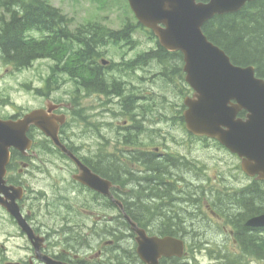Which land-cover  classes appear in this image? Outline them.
<instances>
[{
	"label": "flooded vegetation",
	"instance_id": "1",
	"mask_svg": "<svg viewBox=\"0 0 264 264\" xmlns=\"http://www.w3.org/2000/svg\"><path fill=\"white\" fill-rule=\"evenodd\" d=\"M126 46L120 56L108 52L93 56L95 60L92 57L89 66L97 74L93 96L96 148L87 152L83 145H77L80 134L72 128L84 126L79 120L80 102L73 94L83 96L91 88L68 80L58 85L68 89L67 96L52 101L43 95V104L33 109L44 110L57 119L58 135L68 152L107 186L100 188L104 190L101 192L79 181L84 178L81 166L68 153L53 148L51 139L32 126L28 132L32 147L11 150L5 175L9 190L0 194V221L7 220L15 228L13 234L0 230V264H147L138 253L140 230L150 238L174 239V255L159 258L157 264H264V247L251 243L254 239L264 240V228L251 224L264 213L247 214L248 209L242 212L244 206L236 203L241 194L253 186L261 187L262 182L247 177L236 165L238 158L216 141L189 133L181 119L179 96L176 103H171L173 94H161L160 90L155 93L150 73L156 66L150 64L147 53L136 51L128 43ZM36 63L22 69L14 61L6 62L0 53V67H4L0 81L6 74L14 80L15 75L32 69ZM128 68L121 96L113 89L102 91V85L97 83L100 74L113 79L118 69L126 75ZM156 72L153 76L161 77V69ZM30 88L36 94L40 90L36 82ZM179 89L175 86L177 92ZM24 115L18 112L5 116L0 112L2 120H18ZM164 122L169 126L175 123L184 133L166 134ZM160 124L161 151L149 148L144 138L154 137V127ZM168 140L173 144L185 142L188 152H175V147H168ZM200 150L218 166L231 164L219 156V152L227 153L237 161L229 165L236 175L223 178L213 187L216 181L209 178V172L217 167L210 169L192 157ZM151 163H157L159 169L154 170ZM55 168L60 170V185L47 183L34 188L39 176L48 178ZM149 187L160 189L161 196L157 197ZM13 201L19 218L6 208V203ZM152 204L154 210L149 214L147 208ZM57 208L63 211L62 217L58 218ZM55 216L57 220H53ZM167 217L171 222L166 221ZM51 219L55 224L49 223ZM159 220L161 225L156 226ZM7 238L17 241L18 253L14 257L5 245ZM206 258L209 260L204 261Z\"/></svg>",
	"mask_w": 264,
	"mask_h": 264
},
{
	"label": "water",
	"instance_id": "2",
	"mask_svg": "<svg viewBox=\"0 0 264 264\" xmlns=\"http://www.w3.org/2000/svg\"><path fill=\"white\" fill-rule=\"evenodd\" d=\"M138 21L151 29L159 43L168 51H180L185 57L187 83L196 91L195 99H187V128L198 136L218 140L242 160L243 171L264 181V79L256 76L255 68L235 66L221 48L208 40L203 26L216 15L238 12L253 0H128ZM245 111V118L238 115ZM57 119L43 110H35L17 121L0 120V193H5L4 175L10 149L30 148L27 132L31 125L51 137L62 151L58 139ZM80 165V163L78 162ZM82 182L103 192L105 182L85 168ZM14 206L9 211L16 217ZM251 224L264 227V215ZM138 239L139 254L148 264H157L160 256L175 247L172 238ZM172 254V253H171Z\"/></svg>",
	"mask_w": 264,
	"mask_h": 264
},
{
	"label": "trees",
	"instance_id": "3",
	"mask_svg": "<svg viewBox=\"0 0 264 264\" xmlns=\"http://www.w3.org/2000/svg\"><path fill=\"white\" fill-rule=\"evenodd\" d=\"M67 18L51 4V0H0V53L6 62L13 64L14 61L22 69L37 61L47 60L50 76L45 85L51 88L70 80L74 85L91 88L88 91L94 94L97 74L89 66L92 64V57L99 54L98 46L115 44L114 42L119 44L137 27L126 21L125 27L117 31L91 23L72 30V22ZM204 32L230 56L234 64L243 67L253 65L257 76L264 79V0H255L237 13L214 17L204 26ZM148 58L150 64L156 66V70L161 69V77L150 84H183L184 73L178 68L180 55L167 52L161 47L151 50ZM129 69H126V74ZM155 69L151 70L156 71ZM98 82L102 85V91L105 88L113 89L117 96H121L124 90L118 75L109 79L102 73L98 76ZM80 118L84 117L80 114ZM150 165L154 170L159 169L157 163ZM150 190L155 191L157 197L161 196L160 189ZM239 199L236 203L240 207L241 204L244 206L241 207L242 212L248 209L247 214L259 211L264 213V185L249 188ZM147 210L149 214L153 213L154 204ZM166 221L171 222V219L167 217ZM159 223L160 220L155 225H161ZM251 243L264 247V240L254 239Z\"/></svg>",
	"mask_w": 264,
	"mask_h": 264
},
{
	"label": "rangeland",
	"instance_id": "4",
	"mask_svg": "<svg viewBox=\"0 0 264 264\" xmlns=\"http://www.w3.org/2000/svg\"><path fill=\"white\" fill-rule=\"evenodd\" d=\"M51 4L56 7L57 9H60L61 12L66 15L68 20L72 22V30H75L78 26H83L87 24H98L105 27H110L113 30H119L125 27V22L130 21L135 23V19L133 17V13L131 12L127 0H51ZM134 39L137 40V45L133 48L137 50L140 48V46H143L144 48L149 47V40L150 36L147 32L143 31L142 29H138L137 32L133 35ZM152 45V44H151ZM155 46V44H154ZM109 53L112 54H122L124 53V50L121 51V49H118V47L114 48L113 51L109 49ZM120 54V55H121ZM118 55V56H120ZM49 66L45 65V62H38L36 63L35 67L29 70L22 71L20 74L15 75V79H12V76H8L9 74H6L0 81V112L7 116V115H14L19 112V114L26 113L30 110H33L34 108L40 106L43 104V100H41L36 93L30 88V86H33V83L36 82L37 85L40 87L42 86V80L44 78H47L49 75L48 72ZM4 71L0 67V74ZM120 81H125L127 74L124 75H118ZM128 80V79H127ZM152 81V80H151ZM156 81V79H154ZM151 87L153 88L154 92L157 93L159 89H161V83L151 84ZM164 87V92L167 91L166 86L162 85ZM174 90V87H172ZM67 88L64 86H60L58 89L54 90L52 93V100H61L62 97L66 96ZM152 92V91H151ZM173 94V91H172ZM80 102V108L84 109V113L88 115V118L86 121H89L91 125H85L83 123V128L79 126H73L74 132L76 134H80V136L77 138L78 144H81L88 149H92L93 147L96 148L97 141L93 137L94 135V114L93 110L95 108V100L92 96H87L86 100L81 96L79 97ZM10 104V107H6L4 105ZM21 107V108H20ZM18 110V112H17ZM72 122L76 124L75 120L72 118ZM168 123V122H167ZM163 126V130L166 134L171 133H180L183 134L184 131L180 130L175 123L171 126L167 125L166 122ZM80 129V131H79ZM154 129L157 131V133H153V136H145V140L150 146L149 148L155 149L158 148L159 151H161V146L163 145V141L161 140V124L158 126H155ZM108 138L111 136V133L103 132ZM177 135V134H176ZM178 139L179 136L177 137ZM176 139V140H178ZM175 140V139H173ZM167 143L171 146H168L169 148L176 150L175 152L179 151L181 153H187L188 148L184 147L185 142L179 141V143L173 144L172 140H168ZM209 154V153H208ZM205 153H203L202 150L199 151V154L197 152H194L192 154V157L197 159V161L204 162L208 167L216 166L217 168L212 167V169L209 172V178H211L213 181H216L215 184L212 186L215 187L218 183V181H222L223 178L232 177L231 175H236L232 171V167H230L228 164H216L214 163V160L206 157ZM227 156L225 153H220V157L224 158ZM227 162L230 161L232 163V160L227 156L224 158ZM199 162V163H201ZM222 163V162H220ZM232 165V164H231ZM59 169H56V172L54 173L51 171V174H48V178L45 176H39L38 179V186H34V188L38 189L40 185H49L53 184L54 186L60 185V180L57 179L59 177ZM232 172V174H231ZM208 178V177H207ZM49 183V184H47ZM52 192L50 191V194ZM61 209H57L56 213L59 216H63L62 213L59 211ZM53 220H57L56 216L53 218ZM49 223H54L52 219ZM55 224V223H54ZM14 227L12 226V223L7 221L3 222L0 221V230H6L10 231L12 234L14 232ZM8 239V238H7ZM17 241L13 238L8 239V242L5 244L9 248V252L11 253V256H15V254L18 253V251H15V244ZM214 256V255H213ZM211 257V255H208V258ZM206 258L204 261H208L209 259ZM214 258V257H213Z\"/></svg>",
	"mask_w": 264,
	"mask_h": 264
},
{
	"label": "bare ground",
	"instance_id": "5",
	"mask_svg": "<svg viewBox=\"0 0 264 264\" xmlns=\"http://www.w3.org/2000/svg\"><path fill=\"white\" fill-rule=\"evenodd\" d=\"M23 10H24V9H23ZM61 32H62V31H61ZM29 39H30V38H29ZM70 43H71V42H70ZM71 54H72V53H71ZM79 66H80V65H79ZM79 66H78V67H79ZM55 68H56V67H55ZM77 80H78V79H77ZM123 137H124V136H123ZM97 149H98V148H97ZM227 197H228V196H227Z\"/></svg>",
	"mask_w": 264,
	"mask_h": 264
}]
</instances>
